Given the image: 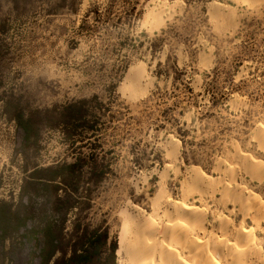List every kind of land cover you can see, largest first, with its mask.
<instances>
[{
    "label": "rangeland",
    "instance_id": "rangeland-1",
    "mask_svg": "<svg viewBox=\"0 0 264 264\" xmlns=\"http://www.w3.org/2000/svg\"><path fill=\"white\" fill-rule=\"evenodd\" d=\"M261 127L264 0H0V264H121L120 211L193 168L264 204Z\"/></svg>",
    "mask_w": 264,
    "mask_h": 264
},
{
    "label": "bare ground",
    "instance_id": "bare-ground-1",
    "mask_svg": "<svg viewBox=\"0 0 264 264\" xmlns=\"http://www.w3.org/2000/svg\"><path fill=\"white\" fill-rule=\"evenodd\" d=\"M213 6L226 20H232L230 8L227 13L221 5ZM239 18L232 20L233 27ZM136 85L138 82L131 89ZM257 135L264 146L263 127ZM236 158L253 178L262 180L263 164L245 154ZM226 177L228 182L193 168L179 198L173 193L165 195L168 182L164 185L161 181L158 193L148 198V203L128 204L120 211L121 264H264V243L259 240L264 236V204L236 183L234 169L230 168Z\"/></svg>",
    "mask_w": 264,
    "mask_h": 264
},
{
    "label": "trees",
    "instance_id": "trees-1",
    "mask_svg": "<svg viewBox=\"0 0 264 264\" xmlns=\"http://www.w3.org/2000/svg\"><path fill=\"white\" fill-rule=\"evenodd\" d=\"M158 66H160V64H158ZM114 88H115V85L113 86V89ZM94 99H98V96H94ZM89 102H90V100L83 99V100H80V101L76 102V104H80L81 105L79 107V110L81 111V110H83L84 105L88 104ZM75 105H72L71 108L72 107L75 108L76 107ZM18 122H19V126L24 130V132L26 133V135H28L29 134V125H28V123L27 122H24L21 117L18 119ZM186 134H187V132L182 133V137H185ZM71 169H73V166H67V167H65V170H71ZM47 171H51L52 172V175L50 177L43 178V179H46L48 181H56V180L60 179L61 176H62V173L60 171H58L57 169H53V170L52 169H47ZM3 209H4V206H0V216H1V218H0V224H1L2 218L5 215L2 212ZM0 231L4 234L5 231H6V228L5 227H1V225H0ZM48 231L50 232V228H49ZM94 237H95V240L91 241V243H90V246L91 247L96 246V243L99 241V239H101L103 237V235L99 231H96L94 233ZM52 241L53 240L49 239L48 240V243L51 244ZM115 251H116V247L114 246V247H112V250H111L112 254H114ZM76 258H77V264L78 263L84 264V263H90L91 262V254L89 253V251L87 249H85V251H83L82 253H80L79 255H77Z\"/></svg>",
    "mask_w": 264,
    "mask_h": 264
}]
</instances>
